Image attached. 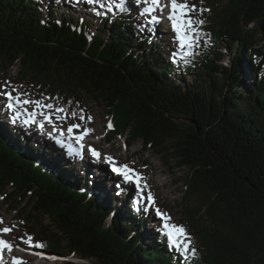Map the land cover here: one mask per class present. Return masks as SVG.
I'll use <instances>...</instances> for the list:
<instances>
[{
    "label": "trees",
    "instance_id": "trees-1",
    "mask_svg": "<svg viewBox=\"0 0 264 264\" xmlns=\"http://www.w3.org/2000/svg\"><path fill=\"white\" fill-rule=\"evenodd\" d=\"M192 1L208 11L196 15L205 21L200 46L185 63L173 55L174 39L160 44L147 34L141 8L128 15L114 5L109 12L104 3L93 32L65 0H52L47 13L42 0H0V85L52 98L47 102L77 118L90 104L104 105L112 124L107 139H141L173 157L187 171L185 196L195 199L182 209L197 249L185 261L162 231L143 239L130 203L117 210L100 202L33 152L21 151L2 127L10 121L2 120L0 198L22 235L43 245L32 248L92 264H264V0ZM59 6L65 9L54 17ZM17 61V74L8 76ZM244 64L251 75L246 90ZM178 75L193 79L176 83ZM202 212L210 225L199 220Z\"/></svg>",
    "mask_w": 264,
    "mask_h": 264
},
{
    "label": "rangeland",
    "instance_id": "rangeland-1",
    "mask_svg": "<svg viewBox=\"0 0 264 264\" xmlns=\"http://www.w3.org/2000/svg\"><path fill=\"white\" fill-rule=\"evenodd\" d=\"M45 2L44 4V12L47 13L49 11V8L47 6L48 0H43ZM128 2L126 7V11L128 15L130 13H133L134 7H131V3L133 0H127ZM138 1L137 4L147 7L143 3V0H136ZM166 2V0H164ZM225 2V0H224ZM227 2V0H226ZM106 6H115V0H97V3L89 5V4H84L86 7V10H83L82 12H86L84 14V19H87L91 24V28L93 32L97 31V28L95 27L98 24V17H97V12L98 11H103L105 4ZM190 4H193L192 0H189ZM50 4V3H49ZM48 4V5H49ZM84 7V8H85ZM59 10L56 11V13H53V16L55 17L57 14L60 13L61 7H58ZM77 8H81L78 6ZM198 8V7H197ZM219 7L215 5V10H217ZM57 9V8H56ZM167 13L168 9L165 8L163 13L155 12L153 13V16H156L157 18L162 16H166L167 18ZM196 13L195 15H197ZM147 18L146 21L143 22V26L148 27V34L151 38H154L157 42H160L159 38L163 37L164 40V35L161 34V31L163 32L164 29L158 28L157 30L159 31V35L157 36L151 29L152 26L151 24L148 23V15L145 14L144 16ZM152 18V16L150 17ZM197 18V17H196ZM198 19V18H197ZM168 20V19H167ZM150 22H153L152 19H150ZM168 22H170L168 20ZM164 25H168L167 21L164 20L162 21ZM142 26V27H143ZM169 27V26H168ZM144 28V27H143ZM142 34L146 33L144 30L140 31ZM140 33V34H141ZM169 35V34H167ZM259 37V38H257ZM261 35H257V41H258V46L262 45L263 41L260 40ZM160 44H162L160 42ZM148 46H151V43L148 42ZM223 51L226 52L224 49ZM180 58L179 55L175 56V58ZM221 64L226 65L228 62V56L227 53L223 55L221 58ZM19 70V62L17 61L13 66L10 67L8 71V76L14 77ZM241 80H242V89L246 90V86L248 87V81L251 75L249 74V67L247 65H242V71H241ZM1 76V75H0ZM248 76V77H247ZM172 78V76L170 77ZM176 78H179V80H176ZM173 79V78H172ZM193 79V75H187L184 78H180L178 76H174V80L176 83L180 84H185V82H190ZM1 80V78H0ZM1 103H7L6 97L1 95L0 97V104ZM2 111H4L3 108H1ZM9 111L8 116H10L11 123L14 121L17 128H22L23 130H26L29 132L28 136L25 137L23 134H19V130L14 128L9 129L8 131L6 128L3 127L5 131L9 133L11 138H16L15 135L20 136L21 138V143H20V148L25 149L29 153L31 152V147L36 144L39 147V152L42 150L48 154L47 157H50L53 160H57L58 163L61 165H55L53 163H49L47 161L46 154L41 152L37 153L35 149L32 151L38 161L42 160V163L45 164L46 166H50L54 168L58 173L66 178L71 179L74 184L78 185V187H81L83 189H89L91 192L97 190V186L101 187L103 190L101 192H98V198L102 199V196L106 197V202L109 203V196L111 198H117V199H112L111 200V206L115 207L116 209L119 210L120 208L123 209L124 205H126L127 202L124 200L122 201L121 199L119 200L118 198H121L122 195H125L126 189H128V194L132 193V190L139 191L138 194L140 195V204L142 206V209H140L141 213L138 216L136 214V219L139 222V219L142 222V229L144 230V237L143 239H148V241L151 239L152 236V228L155 227V231L157 228L161 227L162 228V220L160 217L156 215V209L159 208L162 212H165L168 214V216L171 218L170 222L177 224L179 226H183L184 229L187 232L186 227L189 228V231H192V228L189 227L188 223L184 221L183 215H182V209L184 204L187 202H195V199H190L187 198L185 195V174H186V169L185 168H178L174 165V158L173 157H168L167 155L162 156V154L156 153L154 150L149 148L148 146H144L143 142L141 139H137L133 142L128 143V137L124 136H113L110 140L104 141V139L100 140V142L96 145H93L92 147L98 146L99 152L101 153L100 159H97L89 154L91 159L90 161L96 163V168H98L99 165L105 166L106 167V172L108 173V178L104 175H106L104 169H102L99 172V178H97L95 181H90L89 178H92L90 175L88 177L80 170L78 169L79 167L77 164H75L72 159L69 157H58L55 156L56 153L54 151L57 150L55 146H53L50 141H48L47 137L50 133V130L52 128L51 125L45 122L44 128L41 129L39 126V123H30V124H25L23 121L27 118L24 114L20 116L19 119H14V113L7 109ZM3 116V113L0 112ZM5 116V115H4ZM12 116V117H11ZM85 116H91L93 119L91 121H88L85 119L84 121H80L78 118H72L70 115L68 116V119L64 121L62 124L60 122H57L58 127L66 128L67 124L69 123H79L81 125V128H88L91 127L92 129V135L93 138L95 136H98V138L104 137V135L110 134V128H108V123L110 122V119L107 116L106 113V108L104 105H99V104H90L89 105V110L85 114ZM37 120L39 121L40 118L38 117ZM21 121V122H20ZM1 122V120H0ZM109 132V133H108ZM36 134V137H38L36 140L30 141V134ZM46 136V138L44 137ZM51 136H54V133H51ZM43 139V140H42ZM101 139V138H100ZM47 141V142H45ZM47 146H45V145ZM18 145V144H17ZM31 152V153H32ZM55 154V155H54ZM104 156H112L114 160L117 162L118 165L120 164H126L134 169L138 174H140L144 178V182H141L140 188H137L135 184L133 185H128L126 184L122 178H120L118 175L115 174V172L112 171V165L108 162H105L103 159ZM87 158V157H86ZM98 161H96V160ZM69 160V161H68ZM94 160V161H93ZM73 163V164H72ZM63 167V168H62ZM103 173V174H101ZM86 176V177H85ZM83 180L86 181L88 185L83 184ZM80 181V182H79ZM106 182V183H105ZM147 184V187H144V184ZM109 184V185H108ZM112 184V185H110ZM114 184V185H113ZM97 185V186H96ZM119 185V187H117ZM111 186V187H110ZM114 186V187H113ZM8 190H10L8 188ZM114 193H117L114 195ZM151 193V195L154 198V204H149L147 201V196L148 194ZM132 194H135L134 192ZM144 196V197H143ZM134 202L133 199L129 200L128 202ZM135 204V202H134ZM196 208H194L195 210ZM136 212V211H135ZM200 215L199 220H201L202 224L205 225H210L209 223V218L205 214V212H202ZM0 229L3 228H11V231L8 233H2L0 232V239H6L8 240L12 245V251L11 253L7 250L4 249L2 252H0V262L3 263V260L6 262L5 264H12V258L15 256L16 253L22 252L24 253V260H22L23 264H61L65 260H74L76 263H81V264H92L95 262L93 259H81L80 256L78 255H70L69 257H62V256H57L56 254H52L43 250H38L34 249L30 246L27 245L26 239L27 236L22 235L20 232V225L18 223L17 217L14 216V213L10 211V206L4 203V201L0 198ZM45 222H48V218L45 216ZM14 226V227H13ZM22 229V228H21ZM188 233V232H187ZM188 235L191 237V234L188 233ZM192 239V237H191ZM144 241V240H143ZM193 244V241H192ZM35 260L39 259L38 262H30L29 260L26 262V260L29 257H34ZM57 257V259L52 260L49 257ZM4 257V258H3ZM3 258V259H2ZM34 259V258H33Z\"/></svg>",
    "mask_w": 264,
    "mask_h": 264
},
{
    "label": "snow or ice",
    "instance_id": "snow-or-ice-1",
    "mask_svg": "<svg viewBox=\"0 0 264 264\" xmlns=\"http://www.w3.org/2000/svg\"><path fill=\"white\" fill-rule=\"evenodd\" d=\"M88 3L95 4L97 0H87ZM143 3L147 5L144 8L143 14L151 15L152 13L159 12L163 13L165 8L168 9L167 19L171 22L172 30L175 33V40L178 44L177 52L174 53V57L179 55L180 59L185 63H188L190 59L197 53L196 48L200 46V37L202 35L201 26L205 23L202 19L196 18V13L202 14L208 9L200 8L198 9L195 4H190L189 0H143ZM115 8L120 12L126 11L125 0H115ZM108 11H112V7H108ZM102 15L103 13H97ZM153 20H156V16H152ZM203 35H207L203 33ZM0 88L6 89L0 92V95L6 97L7 103L6 107L14 113V119H19L22 114L27 118L23 121L25 124L39 123L41 129L44 128L45 122L52 126L53 131L59 132L61 137L65 136L67 133V138L69 140H75V143L81 148L84 147L82 141L84 136H86L90 131L89 128H81L79 123H69L66 128L58 127L57 122L61 124L68 119L70 115L72 118H77V113L75 111L69 112L63 106L57 104L48 103L47 100L52 99L48 97L41 96L38 99H33L26 92L18 90L17 87L11 86L7 81H5ZM70 103V102H69ZM40 118L38 121L37 118ZM80 121L87 119L91 121L93 118L91 116H85L83 109L80 110V115L78 117ZM111 122L108 123V128H111ZM88 151L91 155L97 159H100L101 153H99L91 145L88 146ZM105 162L112 165V171L123 177L124 181L128 183H134L137 188H140L141 181L144 179L140 174H138L134 169L130 168L127 164L118 165L112 156H104ZM119 187V185H117ZM147 187V184H144ZM147 201L149 204H154V198L151 193L147 196ZM156 215L162 220V234L167 237L169 247L174 249L177 253L185 258V261L189 259L190 256H195L197 249L192 244V239L186 232L183 226L170 222V217L167 213L162 212L159 208L156 209ZM2 223V221H0ZM14 227V226H13ZM11 228L0 229L2 233H8ZM30 247L34 246L36 248H41L43 245L40 243L32 242V237H28L27 240ZM13 245L6 239H0V252L7 249L10 253L12 251ZM52 260L57 259V257H49ZM12 264H23L22 260L13 256Z\"/></svg>",
    "mask_w": 264,
    "mask_h": 264
},
{
    "label": "bare ground",
    "instance_id": "bare-ground-1",
    "mask_svg": "<svg viewBox=\"0 0 264 264\" xmlns=\"http://www.w3.org/2000/svg\"><path fill=\"white\" fill-rule=\"evenodd\" d=\"M43 1V0H42ZM52 0H48V3H47V6H48V4L51 2ZM71 1V4L74 6V7H78V6H80L81 8H83L84 7V4H89V5H92L91 3H88L87 2V0H70ZM43 3L45 4V2L43 1ZM142 13H143V11H141ZM144 15H142V17H143ZM148 22L149 23H151V25H152V27H153V29H151L157 36L160 34L159 33V31L157 30L158 28H160L159 27V25L158 24H156V23H154V22H150L149 20H148ZM158 27V28H157ZM160 32H161V34H163L164 35V40H163V37H161V38H159V40H160V42L161 43H163V42H166L167 40H170L171 39V35H167V34H169V32H167V31H161V29H160ZM1 56V55H0ZM248 77V76H247ZM251 77V76H250ZM250 77H248V78H250ZM52 93V92H51ZM117 97V96H116ZM4 109V111L6 112L7 111V107H5V108H3ZM4 111H1L2 113H3V116H2V114L0 113V120L2 121H5V122H9V121H11V119H10V116H9V118L8 119H4V115H6L5 114V112ZM7 116V115H6ZM21 122V121H20ZM10 125H12L11 127L9 126V125H7L6 124V126L9 128V129H11V128H14V130H16V129H18L19 130V134H23L25 137H27L28 136V134L29 133H23L22 131H21V129L20 128H17V126H16V124H15V122L13 121L12 123L10 122ZM87 135H89V134H87ZM15 142L18 144V145H20V143H21V138H20V136H18V135H15ZM38 137H36V134H34V133H32V134H30V138H29V140L30 141H33V140H36ZM43 140V139H42ZM96 140V139H95ZM45 142H47V141H45ZM52 144V143H51ZM45 145V144H44ZM45 146H47V145H45ZM32 147H37V148H39L38 147V145H36V144H34ZM78 149H80L81 150V153H76L75 151H74V153L73 152H68L67 150H65L63 147H61V148H57V150L56 151H54V153H56V155L55 156H58V157H69L70 159H72V161H74L75 162V164H77V166L79 167L78 169L80 170L79 172L81 173V171L83 172V173H85V175L86 174H88V175H90L92 178H89V182L90 181H92V179H93V181H95L97 178H99L100 176H99V172L102 170V169H104V171H105V173H106V175H104V176H106L107 178H108V173L106 172V167L105 166H102V165H99L98 166V168H96V163H94V162H92V161H90L89 159H91V157L89 156V155H87V154H85L84 153V149L83 148H81L80 146H78L77 147ZM21 151H23L24 153H26V154H30L28 151H26L25 149H23V148H21ZM42 151V150H41ZM158 151V150H157ZM43 153H45L46 154V157L48 156V154L46 153V152H44V151H42ZM159 153V152H158ZM87 157V158H86ZM47 161L49 162V163H53V164H56V165H58V166H60L61 167V165L58 163V161L57 160H53V159H51L50 157H47ZM69 161V160H68ZM94 161V160H93ZM73 164V163H72ZM63 168V167H62ZM100 170V171H99ZM101 174H103V173H101ZM88 175H86L87 177H88ZM85 176V177H86ZM101 178V177H100ZM80 182V181H79ZM106 183V182H105ZM83 184L84 185H88L87 183H86V181L85 180H83ZM109 185V184H108ZM110 185H112V184H110ZM114 185V184H113ZM97 186V185H96ZM77 187V186H76ZM101 191H103L102 190V188L101 187H99V186H97ZM111 187V186H110ZM114 187V186H113ZM127 189H129V188H127ZM135 193V194H132V193ZM103 193V192H102ZM126 194L125 195H122L121 196V198H118L119 200L121 199L122 201L124 200L125 202H128L129 200H131V199H136L137 197H139L141 194H138L139 193V191H135V190H132V193L131 194H128V192H125ZM104 194V193H103ZM117 193H114V195H116ZM109 198H111L110 196H109ZM111 199H117V198H111ZM22 201V200H21ZM17 220H18V218H17ZM227 227V226H226ZM152 231L153 232H155L154 231V229L152 228ZM19 253V255H20V257H19V259H21V260H24V253H22V252H18ZM71 255H75V254H71ZM30 259L31 258H34L35 259V256L34 257H29ZM38 260L39 259H36L34 262H38Z\"/></svg>",
    "mask_w": 264,
    "mask_h": 264
},
{
    "label": "water",
    "instance_id": "water-1",
    "mask_svg": "<svg viewBox=\"0 0 264 264\" xmlns=\"http://www.w3.org/2000/svg\"><path fill=\"white\" fill-rule=\"evenodd\" d=\"M28 195H30V193H27ZM81 259H86V258H83V257H80ZM77 264V263H76Z\"/></svg>",
    "mask_w": 264,
    "mask_h": 264
}]
</instances>
